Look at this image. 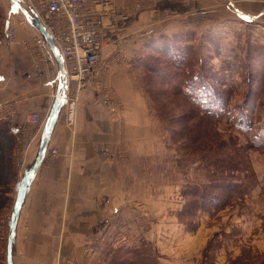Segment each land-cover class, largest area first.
<instances>
[{
  "label": "rangeland",
  "instance_id": "374dc122",
  "mask_svg": "<svg viewBox=\"0 0 264 264\" xmlns=\"http://www.w3.org/2000/svg\"><path fill=\"white\" fill-rule=\"evenodd\" d=\"M163 1L182 2L185 13L154 9L156 21L181 23L185 31L168 34L178 35L169 42L178 46L177 59L159 56L155 46L167 36L160 35L127 61L130 104L143 101L146 125L137 129L135 142L122 132L108 151L121 169L122 194L87 241L48 248L52 264H264V14H258L264 0ZM155 3L134 0L130 10ZM118 8L127 18L130 10ZM124 60L113 57L115 65ZM189 73L201 74L218 96L211 109L204 96L189 92ZM98 84L99 104L109 112L107 93L116 114L118 94ZM3 105L0 264H6L16 185L33 165L38 144L22 153L27 135L10 131L15 120L4 119ZM227 181L238 187L221 193ZM201 194L217 199L205 204Z\"/></svg>",
  "mask_w": 264,
  "mask_h": 264
},
{
  "label": "crops",
  "instance_id": "0c3cea01",
  "mask_svg": "<svg viewBox=\"0 0 264 264\" xmlns=\"http://www.w3.org/2000/svg\"><path fill=\"white\" fill-rule=\"evenodd\" d=\"M114 4L130 10L134 0H114ZM155 5L130 10L113 34L119 44L103 52L105 62L98 80L118 94L117 113L111 114L99 104L95 86L80 91L70 125L63 106L60 109L48 144L57 154H45L28 189L17 221L13 264L14 258H18L17 264H52L53 255L47 254L48 248L53 252L56 242L87 241L90 230L115 209L114 200L122 194L121 169L109 158V150H113V141L122 132L135 142L137 129L144 130L146 125L143 101L137 102V106L130 104L132 90L126 73L127 61L136 50L160 35L185 31L181 23L157 22L154 16V9L184 15L186 7L182 2L156 0ZM0 10V36L8 28L14 31V42L0 46V60L4 63L0 67V103L4 104V119H14L13 124L24 129L21 134H29L35 127L27 123L28 115L37 113L41 118L48 115L58 91L60 73L52 57L46 71L36 69L31 53L38 32L11 1L0 0ZM258 14H264V8ZM118 54L125 63L114 64L113 57Z\"/></svg>",
  "mask_w": 264,
  "mask_h": 264
},
{
  "label": "built area",
  "instance_id": "2783aa9c",
  "mask_svg": "<svg viewBox=\"0 0 264 264\" xmlns=\"http://www.w3.org/2000/svg\"><path fill=\"white\" fill-rule=\"evenodd\" d=\"M21 6L37 17L50 36L60 54L65 70L64 116L70 125L76 113L80 91L87 86H99L98 77L104 67L103 52L114 44V31L119 21L126 15L115 4L114 0H19ZM14 33L8 28L0 36L1 44H12ZM35 49L31 53L34 66L38 71H46L52 57L43 37L36 33ZM103 103L109 113L116 110L114 99L104 96ZM37 113L27 117V123L34 130L26 134L22 144V153L31 151L34 142L39 140L44 122ZM43 124V125H42ZM10 131L21 134L24 129L12 124ZM46 154L54 156L57 151L47 147Z\"/></svg>",
  "mask_w": 264,
  "mask_h": 264
},
{
  "label": "water",
  "instance_id": "95a60500",
  "mask_svg": "<svg viewBox=\"0 0 264 264\" xmlns=\"http://www.w3.org/2000/svg\"><path fill=\"white\" fill-rule=\"evenodd\" d=\"M11 1L18 10L22 13L24 16V19L26 22L35 30L38 32L39 35H41L46 42L48 46V50L51 53L52 58L56 62V65L58 67L60 77L58 81V91L56 94V97L53 101V104L48 112V115L46 117V120L44 122V126L42 128L39 141L36 148L35 158L33 161V165L29 170H24L22 173V176L20 177V180L17 182L16 185V194L13 201V205L11 208L9 220H8V231H7V241H6V264H13L12 260V252H13V246L15 243V235H16V226L17 221L19 217L20 210L22 208V205L24 203L26 194L28 192V189L32 183V180L39 169L40 165L43 162L49 140L52 134V130L54 128L55 121L57 119V116L59 114L60 109L64 105V93H65V70L63 65V60L56 50L50 36L40 23L39 19L35 17L34 15L30 14L27 10H25L21 4L19 3V0H9ZM238 15L244 19V15L238 12Z\"/></svg>",
  "mask_w": 264,
  "mask_h": 264
},
{
  "label": "trees",
  "instance_id": "16d2710c",
  "mask_svg": "<svg viewBox=\"0 0 264 264\" xmlns=\"http://www.w3.org/2000/svg\"><path fill=\"white\" fill-rule=\"evenodd\" d=\"M178 35H172V37L170 36H162L161 40H162V44L155 46V48H159L160 49V54L159 56H164L168 59H177L176 57H179V52L177 51L178 46H172L174 48L173 51H171L170 48V38H174L177 39ZM162 48V49H161ZM170 49V50H169ZM163 58V57H162ZM179 62V61H178ZM184 74V73H183ZM186 86L189 89V92H191L193 95H196V97H201L204 96L206 98L205 103H207L209 106H207L206 108H210L211 105H215L217 103V99L218 96L215 94L214 90H212V88L210 87V84L207 82V80H203L201 77V74L199 73H194L188 74L187 80H186ZM208 109V110H209ZM238 184H236V182H228L223 186L222 189H220L221 193L224 192H230L232 190H235ZM204 197V198H203ZM200 199L204 200L205 204H209V203H214V198L211 195H202L200 196Z\"/></svg>",
  "mask_w": 264,
  "mask_h": 264
},
{
  "label": "bare ground",
  "instance_id": "6f19581e",
  "mask_svg": "<svg viewBox=\"0 0 264 264\" xmlns=\"http://www.w3.org/2000/svg\"><path fill=\"white\" fill-rule=\"evenodd\" d=\"M43 125V124H42ZM46 154V153H45Z\"/></svg>",
  "mask_w": 264,
  "mask_h": 264
}]
</instances>
